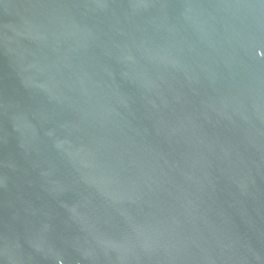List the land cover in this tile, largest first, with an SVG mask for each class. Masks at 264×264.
Masks as SVG:
<instances>
[{"label":"water","instance_id":"water-1","mask_svg":"<svg viewBox=\"0 0 264 264\" xmlns=\"http://www.w3.org/2000/svg\"><path fill=\"white\" fill-rule=\"evenodd\" d=\"M0 264H264V0H0Z\"/></svg>","mask_w":264,"mask_h":264}]
</instances>
